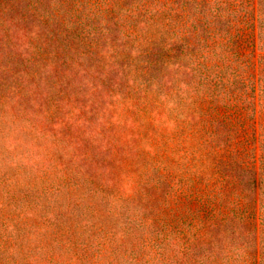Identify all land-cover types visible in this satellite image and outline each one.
Instances as JSON below:
<instances>
[{"label": "trees", "instance_id": "16d2710c", "mask_svg": "<svg viewBox=\"0 0 264 264\" xmlns=\"http://www.w3.org/2000/svg\"><path fill=\"white\" fill-rule=\"evenodd\" d=\"M28 19L29 69L118 67L129 146L149 149L115 162L109 182L75 161L54 179L64 166L0 167V264H264V0H0V69L22 65L12 41ZM10 84L0 143L35 136L7 100L30 92ZM62 188L69 199H51Z\"/></svg>", "mask_w": 264, "mask_h": 264}, {"label": "rangeland", "instance_id": "374dc122", "mask_svg": "<svg viewBox=\"0 0 264 264\" xmlns=\"http://www.w3.org/2000/svg\"><path fill=\"white\" fill-rule=\"evenodd\" d=\"M30 20L17 23L13 35V49L22 65L16 69L13 66L9 71L0 69V79L8 84L13 81L10 86L20 81L27 86L30 92L28 99L11 98L9 94L7 100L12 107H16L12 111L14 115L26 107V113H30L35 120V136L29 132L20 134L16 131L11 134L8 131L7 138L0 143V161H3L0 167L14 172L15 165L23 163L28 174L30 171L41 174L50 172L56 166H64L63 170L52 173L54 179L65 175V168L73 169L71 163L75 161L83 174L109 182L115 162L134 161L137 149L141 148L139 150L143 152L149 149L146 140H141L137 149L129 146L131 143L128 140L135 138L136 130L131 117L124 114V104L120 102L119 88H116L122 72L118 67L97 68L91 62L82 63L79 60L70 66H61L60 60L59 64L33 65L29 69L26 58L36 47L33 40L37 32L36 27H31ZM62 35L59 39L64 40L66 37ZM75 51L77 54L80 49ZM108 55L112 59V53ZM125 87L122 89L126 90ZM50 113L54 117H50ZM155 123L161 126L163 119L156 118ZM121 125L125 126L126 133L117 144L115 130ZM171 125L170 121L163 124L168 128ZM143 158L144 155L138 161H143ZM124 187L128 189V185ZM59 196L62 201L70 197L68 190L62 188L53 192L51 199H59Z\"/></svg>", "mask_w": 264, "mask_h": 264}]
</instances>
